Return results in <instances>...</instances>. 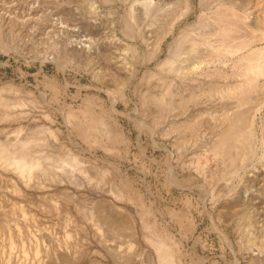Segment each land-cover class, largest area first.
<instances>
[{
  "label": "rangeland",
  "instance_id": "374dc122",
  "mask_svg": "<svg viewBox=\"0 0 264 264\" xmlns=\"http://www.w3.org/2000/svg\"><path fill=\"white\" fill-rule=\"evenodd\" d=\"M220 2L251 13V23L256 15L264 18V0H0L1 18L12 23L0 30V92L25 99L22 107L30 114L19 118L25 126L21 132L31 129L32 120L50 123L58 130V147L49 149L63 153L73 147L72 151L88 158L95 174L90 180L80 177L81 184L66 180L46 184L44 195L37 194L35 187L18 192L0 175V264H157L140 218L156 220L168 229L184 264H264L259 249L264 242V122L260 118L264 103L244 145L245 156L218 161L221 158L209 150L208 140L225 125L237 88L197 90V82L204 78L200 70H170L160 64L173 53L180 32L186 37L179 55H185L190 38L207 37L211 27L206 17ZM172 16L178 17L173 29L163 31ZM239 30L235 31L239 36L231 32L234 38L229 36L233 39L226 38L225 43L261 32L256 26ZM252 44L259 47L264 41ZM239 62L236 73L244 69ZM227 73L215 71L211 76L223 81L232 78ZM247 87L249 94L241 108L255 105L264 95L252 83ZM179 89L187 95L193 90L194 96L172 102L179 107L175 113L197 112L198 120L172 124L168 116L163 118L165 111L152 97L165 92L169 101ZM90 115L97 120L94 135L87 139L76 121ZM102 117L111 128L110 138L100 131ZM17 125L1 119L0 137L9 130L7 137L14 136L11 130ZM173 126L179 131H172ZM104 169L105 181H98L95 176ZM218 170L225 177L216 178ZM55 187L58 193L51 194ZM100 197L106 201H98ZM231 201L237 202L236 208L222 216L226 210L220 213V206ZM98 204L115 212L109 218L113 223L120 220L124 227L98 226L104 209ZM90 208L93 218L89 219ZM244 211L249 215L245 234L240 222ZM246 238L251 262L244 257L249 252L243 248ZM36 242L46 248L36 249Z\"/></svg>",
  "mask_w": 264,
  "mask_h": 264
},
{
  "label": "bare ground",
  "instance_id": "6f19581e",
  "mask_svg": "<svg viewBox=\"0 0 264 264\" xmlns=\"http://www.w3.org/2000/svg\"><path fill=\"white\" fill-rule=\"evenodd\" d=\"M220 4L221 5H218L216 7V9H214L206 17L207 18L206 24L209 27H211V29H209L208 32L205 31V32H207V33H205V36L207 35V37H204V34H202L200 37L190 38L189 39L190 46L188 47V50L185 52V55H179L181 53L179 45L186 37L185 32H183V33L180 32L175 38L173 53L171 54V56L169 55V56H166L165 58H163L160 61V64L167 66L168 69H170V70H178L179 68H186V69H188V72H190L192 70H200V73L203 74L204 78L201 81L197 82V85H196L197 90L198 89L202 90L205 88L211 90L213 88L220 87V86L221 87H227V88L229 87V88H232L234 90L237 88L236 102H235V104L233 103L234 105H232L229 108L230 110L226 111L227 112L226 116L224 115L225 116V120H224L225 125L223 124L224 126L220 127V130H217L215 132V136L212 134L214 137L212 139L208 140L209 150L213 151L215 154H217L221 158V159H218V161L222 160V162H223L225 160L226 161L228 160L229 162H231L233 159L237 158L239 154H242L241 158H243L245 156L246 152H244V145L252 137L253 127H254V124L256 122V114L259 111L262 104L264 103V95H263V96H261V98L259 100L256 98V100H258V101L255 105L253 104V106H250V107L246 106V108H241V104H240V103H244L247 100L246 97L249 94V88L251 87V86L250 87H247V86H249L251 83L254 84L255 86H258L264 92V45L259 46V47H252L251 46V45H253L252 43L256 40L264 41V18L256 15L254 17V23H253V21L251 23V21L249 20V14H251V13L246 14V13H248V11L240 12V11H238L239 9L237 10L236 7H234L231 3L223 4L220 2ZM187 8H188V5H186L184 7L183 11H186ZM1 17H2V14L0 13V30H3L7 27L9 28L12 25V23L10 22L11 23L10 24L9 22L4 21L5 19H2ZM177 18L178 17H176V16L175 17L172 16V18L169 19L170 21L168 22L165 30L163 28V31H166V32L171 31L174 27V24H175ZM13 23L16 24L14 21H13ZM253 26H256V28L261 29L260 30L261 32L258 33V35L254 34V35H256V36H254V35L250 34L249 37H245L241 40L238 39V41H236V42L234 40H232V42L229 41V43H225V39L230 38L229 36L232 35L231 32H234L233 36L235 37V35L236 36L238 35V33L235 34L237 32V30L241 31V30H239L240 27L241 28L245 27V29H246V27L247 28L248 27L253 28ZM160 27H161V25H160ZM23 30H25V29H23ZM158 31H159V29H158ZM160 31H162V30H160ZM243 31L244 30H242V32ZM1 32H3V31H0V34H1ZM164 34L165 33L162 32L161 37H163ZM246 34H247V32H246ZM24 36L26 37V35H24ZM233 36H231V37H233ZM233 38H230V39H233ZM170 44H171V42H170ZM223 47H225V48H223ZM222 48L226 50V51L224 50L225 52H227L226 56H228V58H226V59L224 57L222 58V51H220ZM239 61L243 62L244 69L242 68L243 70L240 69L241 71L236 73V72H234V70H235V68H237L236 66L238 65V63H240ZM215 71H217V72L221 71L222 73L223 72L227 73L228 71H230V74H231L230 76H232V78L225 79L223 81L220 79L219 80L215 79L214 77L211 76V72H215ZM235 71H237V70H235ZM235 73L237 75H235ZM227 74L229 75V73H227ZM175 81H176V79H175ZM166 82L169 83V81H166ZM161 84L162 83H160V86H161ZM227 88H226V91H227ZM222 89H224V88H222ZM183 90H185V89H183ZM163 91H165V89ZM167 91H169V89ZM191 91H193V90H191ZM191 91H190V93L188 92L189 94L187 95V93L185 94L181 89L177 90V93L174 90L173 96L171 97V99H170V95H172V93L168 96L170 99L169 101L164 99V96H165L164 93L165 92L162 93V96H159L157 93V96H159V97H157V96L154 97L152 95L153 96L152 98H154L159 103L158 105L161 106V112L165 111V116L164 117L162 116V117L165 119V117L168 116L170 118V122L172 124H174L175 122H177V123L178 122L179 123L188 122V121L193 122V121H195L194 119H196V117L199 116V115H197L199 113L193 112L190 115H185L182 113V114L178 115L177 113H175L177 106L172 104V102H175V101L183 102V101L188 99V96H191V95L194 96L193 95L194 93ZM205 91L206 90H204V94L207 93ZM219 91H220V89H219ZM196 92L197 91H195V93ZM209 94H210V92H209ZM198 95L200 97V95H202V94L200 93ZM14 96H17V95H12L10 97V96L3 95L0 92V106L2 107V111H0V120L5 119L6 121H9V120H10V122L17 121V123H18V125L15 126L13 129L11 128L12 129L11 131H13L14 136L7 137V136H9V133H10V130H9L10 128L9 129L7 128L9 130V133L6 134L7 136L0 137V175L4 176V178L10 182L12 187H14L13 189H15L18 192H27L29 188L35 187V188H37V194L44 195L45 193H43V189L46 188L45 187L46 184H51V183H54L56 181L61 182V180H66L68 182L81 184L82 182H81L80 177H83L84 179H88V180L93 178V176L95 174H93V173L91 174V167L92 166L89 164L90 162L88 161V158L87 159L83 158L79 155V153L72 151L71 149L73 147H70V149H69V147L64 148L65 152H63V153L62 152L60 153L57 151H52L49 149V147L52 149H55V147H58L56 145L57 144L56 139H57L58 130L56 128L52 127L50 125V123H49V125H47L45 123H42V121L41 122H35V120H32L33 124H34V125L31 124L32 127L27 124L29 126L28 128L31 127V129L25 130V131H23V133L21 132L22 129H25V126H24V124H22L23 121H20L19 118L21 119L22 117H25V115L27 117L28 114H30V113L26 112L27 114H25L26 109H23V107H22V106H24L23 104H24L25 99L22 97H14ZM196 97L197 96H195V98ZM211 97H213V96H211ZM211 97H209V98H211ZM215 99H213V100H215ZM217 99H218V97H217ZM233 99H234V97H233ZM213 100H211V101H213ZM25 104H28V103H25ZM225 104H227V102H225ZM185 105H187V101H186ZM245 105H247V104H245ZM203 106L205 107V105H203ZM210 106H212V105H210ZM223 106H225V105H223ZM9 107H17V108L21 107V108L12 111V110H9ZM180 107H182V105ZM177 108H179V107H177ZM182 112H185V110ZM219 113H221V112H219ZM221 114H223V113H221ZM32 115H34V114H32ZM46 117L49 118L48 115H46ZM39 118L40 117H38L37 119H39ZM260 118H261L262 122H264V116L263 117L261 116ZM34 119H36V117ZM71 119H73V118L71 117L70 121H71ZM198 119H196V120H198ZM96 120H97V118L95 116L90 115L89 118H86L83 121H76V125L78 126L80 134L84 138L89 139L92 135H94L92 132L93 131L92 128L94 127V123L96 122ZM18 121H20V122H18ZM29 121H30V119H29ZM155 121H156V119H155ZM25 123H26V121H25ZM101 124H103V126L101 127L102 129H100V131L102 132V135H104L105 138H110V136H112L111 135V133H112L111 128L107 124V122H105L103 120V117L100 120V125ZM196 124H200V123H196ZM193 125L191 126L192 128H193ZM174 127L175 126L171 127L172 131L173 130L179 131V129L174 128ZM7 129H5V130H7ZM2 131L3 130L0 129V132H2ZM100 131L98 130L99 134H100ZM98 132H97V134H98ZM181 132H182V130H181ZM184 132H185V129H184ZM192 132H193V130H192ZM194 133L197 134L196 131ZM12 134H10V135H12ZM186 134H184V135H186ZM1 135L2 134H0V136ZM180 135H178V136H180ZM180 138L181 137H179V140H178L179 142L182 139V138L181 139ZM70 141L73 145H75L77 143V142H73L72 140H70ZM181 141H183V140H181ZM185 141H187V140L185 139ZM94 142H95V140H94ZM182 144H183V142H182ZM176 145L178 146L177 143H176ZM61 147H63V146H61ZM202 152H204V151H202ZM247 153H249V147H248ZM219 163H221V162H219ZM192 168H194V167H192ZM105 170L107 171V169H104V171H98L97 172L95 177L98 181H101V182L105 181V174H106ZM225 175L226 174L223 170L215 171V177L216 178L220 179V178L225 177ZM58 191H59V189L57 187H55V189L51 190L50 193L55 194V193H58ZM61 191L63 192V190H61ZM126 191H128V190H126ZM64 192L66 193V188H64ZM116 194L121 195L120 191H118ZM122 194H123V192H122ZM98 201H106V199H105V197H100L98 199ZM98 206L102 207V205H100V204H98L97 207ZM236 206H237V202L231 201V202H228V203L222 205V207L220 206L218 211L221 213V211L226 210V212H223L224 214L222 213L221 215L222 216H228L227 213L234 211ZM102 208H104L103 212H102V214H100L98 216L99 222L96 223L98 226L103 227V226H105L104 225L105 223L107 225L109 223H111V225L113 226L112 228L124 227V224L120 223V220L116 222V219H115L116 223H113L114 222L113 218L112 219L109 218V215L111 213H115V212H111V210L109 208H106V207H102ZM95 210L96 209H94V211ZM92 212H93V208H90L86 212L87 217L89 219L93 218ZM143 213L148 215V212H146V211H144ZM117 215H116V217H117ZM154 218H155V215H154ZM123 219L121 218V220H123ZM241 219L243 220V221L240 220V222L242 224L241 227L244 230L242 233L245 234V230L249 226V215H248V213H246V211H244L242 213ZM140 220H142L141 226L145 230L144 239L150 244V246H152L153 251H154V255H155L156 263L157 264H184L181 260L180 254L178 253V251L176 249V244H175L174 239H172V237H170L168 232H167L168 229L166 230L160 224H157L156 220H153L152 222H150L147 218H145V219L140 218ZM228 220L230 221V219H228ZM122 222H124V221H122ZM42 236H43V240H46V242L48 244H50V242L47 241L46 236L45 235H42ZM242 241H240V243ZM243 242H244L243 248L248 247V248H246L247 249L246 251H249L248 250L250 247L249 246L250 245L249 239L246 238L245 241H243ZM102 244L105 248H108V250H111V247L109 246V244H105V243H102ZM34 246L36 249H38V248L39 249L40 248L45 249L46 248V244H44V243L40 244V243L36 242ZM71 247L72 248H78V246H76V245H71L70 248ZM259 249L262 252H264V242L261 243ZM250 254L251 253L249 251L247 253V255L245 254L244 257H246L247 260L248 261L250 260V262H251V260H253V257ZM262 258H264V257H262ZM254 259H255V257H254ZM153 264H154V262H153Z\"/></svg>",
  "mask_w": 264,
  "mask_h": 264
}]
</instances>
